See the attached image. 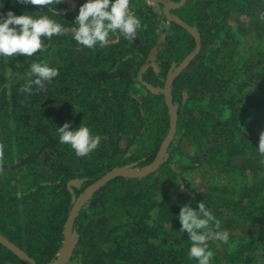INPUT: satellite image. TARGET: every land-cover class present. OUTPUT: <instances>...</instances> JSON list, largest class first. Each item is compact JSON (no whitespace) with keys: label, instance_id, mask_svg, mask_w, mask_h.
<instances>
[{"label":"trees","instance_id":"trees-1","mask_svg":"<svg viewBox=\"0 0 264 264\" xmlns=\"http://www.w3.org/2000/svg\"><path fill=\"white\" fill-rule=\"evenodd\" d=\"M72 1L73 10L63 11L64 1L48 13L66 31L45 41L46 52L0 57V234L36 264H52L77 199L112 170L155 161L171 124L167 79L197 47L179 19L199 33L201 48L171 86L175 138L156 171L113 178L85 202L67 264H197L188 254L191 242L179 247L176 240L188 235L180 232V207L200 200L229 232L228 243L209 239L211 264H264V162L245 161L264 132L255 122L264 110V51H240L244 37L230 25L245 13L261 19L264 0H186L178 8L182 0H131L142 22L137 38L117 31L93 49L73 39L85 0ZM0 3L4 15L46 11ZM40 60L59 75L44 91L35 85L33 94L21 91L30 64ZM249 94L260 98L256 108ZM66 122L88 126L100 137L98 148L78 157L61 144L57 129ZM192 147L202 153L198 159ZM193 174L205 175L204 187ZM246 180L253 184L248 193ZM0 264L28 263L0 242Z\"/></svg>","mask_w":264,"mask_h":264},{"label":"clouds","instance_id":"clouds-1","mask_svg":"<svg viewBox=\"0 0 264 264\" xmlns=\"http://www.w3.org/2000/svg\"><path fill=\"white\" fill-rule=\"evenodd\" d=\"M22 5L45 6L44 14L28 13L17 15L9 11L6 15L0 13V57L13 58L15 56L33 57L42 55L50 47L54 36H61L66 31L63 24L51 18L48 14L52 6L61 4L64 0H17ZM131 0H85L80 5L75 16V32L73 39L79 45L93 49L97 45L104 47L109 43L110 34L117 31L126 40H135L137 32L142 28L141 19L132 11ZM3 4L0 3V8ZM57 12V9H56ZM264 19V16L261 17ZM59 75V69L51 67L46 60L30 64L28 80L21 91L33 94V85L36 91H44ZM57 134L61 144L70 145L78 157H85L96 150L100 137L93 135L86 125L72 127L66 122L58 127ZM257 151L264 157V132H261ZM181 192L186 191L185 185ZM183 204L178 213L180 232H187L191 246L189 257L195 259L197 264H211L214 256L208 241L215 239L228 243L229 232L221 230V221L217 219L210 207L203 200Z\"/></svg>","mask_w":264,"mask_h":264},{"label":"water","instance_id":"water-1","mask_svg":"<svg viewBox=\"0 0 264 264\" xmlns=\"http://www.w3.org/2000/svg\"><path fill=\"white\" fill-rule=\"evenodd\" d=\"M186 0H182V2L173 8H178L181 7ZM171 6L168 7L167 10V15H169V10ZM177 23L182 25L184 28H186L188 31H190L197 39V47L194 50L193 53H191L168 77L167 79V84L165 86V95H166V103L169 108V114L171 118V124H170V130L169 133L163 142L159 153L155 159V161L148 167L142 168V169H133V168H118L115 170H112L108 174H106L103 178L98 180L97 182L93 183L75 202V205L73 206V209L70 213L69 219L66 223L65 227V242L58 254L57 260L52 263V264H67L68 260L72 256V252L74 249V238L75 235L73 233V225L75 218L78 214V211L81 209V207L85 204L86 201H88L93 194L101 189L107 182H109L111 179L120 177V176H125V177H142L146 176L154 171H156L160 165L162 164L163 158L166 155V152L170 146V144L173 142L176 131H177V120H178V115H177V109L175 108L172 98H171V86L175 78L187 67V65L194 59V57L199 53L200 48H201V38L199 33L186 24L185 22L179 20V19H174ZM0 242L4 243L7 245L12 251H14L20 258H22L26 263L28 264H36L34 260L29 258V256L22 251L20 248L15 246L14 244L10 243L3 235L0 234Z\"/></svg>","mask_w":264,"mask_h":264},{"label":"rangeland","instance_id":"rangeland-1","mask_svg":"<svg viewBox=\"0 0 264 264\" xmlns=\"http://www.w3.org/2000/svg\"><path fill=\"white\" fill-rule=\"evenodd\" d=\"M64 1H65V5H64L63 11L67 12V11L73 10L75 8L76 4L72 0H64ZM250 14H251V12H250ZM261 20L263 21V23L261 22ZM230 25L234 29L235 34L237 33V34L242 35L244 37L245 44H244V46H241L240 51H242V50L247 51L252 46H259L264 51V19H260V17H259V19L257 18L256 20L255 19L253 20L251 18V16L249 15V13L248 14L245 13L242 16L233 18L231 20ZM259 100H260V98L254 97L253 94H249V96H248V102L252 106V108H256V104ZM262 103H263V101H262ZM260 104L261 103H259L258 106ZM263 105H264V103H263ZM260 115L262 117L261 116L257 117L255 119V122H260L263 129H264V110L261 112ZM250 120H251V118H250ZM248 122H250V121H248ZM191 146L192 145H190V147ZM189 153L192 154L194 159H198L202 154V153L199 154L195 147H192L189 150ZM250 157L251 158H247V160H245L247 163L249 161V162H256V164H258V165H262L264 162V157H261L258 152H256L255 155H252ZM246 174H248L247 171H245V173H244L245 177H246ZM204 176L205 175L201 176L199 174H193L192 175V177H193L192 182H195L197 184L198 188L204 187V184H205L204 181L206 180L204 178ZM187 180H188V177L184 181V184H187ZM189 180H191V178H189ZM189 180H188V182H189ZM244 185H245L244 186L245 188L243 189V192L248 193V192H251V190H253V188H252L253 184L251 182L247 183V180H246ZM171 233H172V231H171ZM178 235H179V233L173 232V237L177 238ZM176 241L179 243L178 244L179 247H184L186 244H188L190 242L188 235H185L183 238H178Z\"/></svg>","mask_w":264,"mask_h":264}]
</instances>
